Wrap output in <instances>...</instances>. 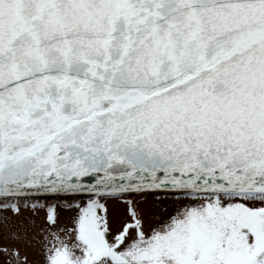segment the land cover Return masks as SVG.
<instances>
[{
  "label": "snow or ice",
  "instance_id": "1",
  "mask_svg": "<svg viewBox=\"0 0 264 264\" xmlns=\"http://www.w3.org/2000/svg\"><path fill=\"white\" fill-rule=\"evenodd\" d=\"M0 264H264V0H0Z\"/></svg>",
  "mask_w": 264,
  "mask_h": 264
},
{
  "label": "rangeland",
  "instance_id": "2",
  "mask_svg": "<svg viewBox=\"0 0 264 264\" xmlns=\"http://www.w3.org/2000/svg\"><path fill=\"white\" fill-rule=\"evenodd\" d=\"M137 200H138L137 207L144 214H147L149 211H151V206L153 204L166 205L168 211L170 212L173 211L176 206L175 200L169 198H163V197L159 201L154 200L152 196H148L145 199L137 198ZM40 215L43 216V212H41ZM64 215L66 216L67 214L62 212V216ZM29 255L33 259L37 258L35 252L32 249H29Z\"/></svg>",
  "mask_w": 264,
  "mask_h": 264
},
{
  "label": "bare ground",
  "instance_id": "3",
  "mask_svg": "<svg viewBox=\"0 0 264 264\" xmlns=\"http://www.w3.org/2000/svg\"><path fill=\"white\" fill-rule=\"evenodd\" d=\"M65 217H66L65 215H64V216H62V219H63V218H65Z\"/></svg>",
  "mask_w": 264,
  "mask_h": 264
}]
</instances>
